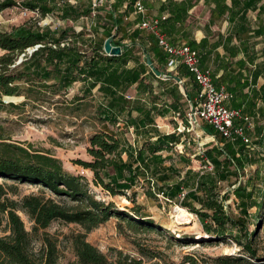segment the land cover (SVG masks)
<instances>
[{
	"label": "trees",
	"instance_id": "16d2710c",
	"mask_svg": "<svg viewBox=\"0 0 264 264\" xmlns=\"http://www.w3.org/2000/svg\"><path fill=\"white\" fill-rule=\"evenodd\" d=\"M124 1L116 0V3L122 4ZM135 1L130 0L129 8L132 9ZM262 1L232 0L231 7L225 5L226 0L217 2L220 13H229L233 35L243 41L247 60L238 63L242 67L248 63L250 81L240 87L242 91L246 87L255 88L259 78H264V61L255 64L258 56L251 50V40L264 36V4L260 5ZM143 3L145 4V0ZM16 7L35 12L42 18L57 13L63 21L72 22H77L83 17L89 18L93 13L92 7L75 6L64 0L62 3L56 0H0V15ZM192 7L193 0H185L182 3L167 0L161 10H168L170 16L160 23L162 34L170 35L176 23L186 20L184 14L186 15ZM257 10L258 27L254 29L248 14ZM115 12L117 7L113 6V11L105 18L107 23L102 26L103 38L100 42L87 39L84 34L77 33L72 28H41L39 21L26 23L14 28L12 32L0 31V49L5 51V54L0 56V113L16 107L15 104H7L5 99L22 96L21 84H26V81L39 80L40 87L55 86L57 90L69 89L75 83L82 82L85 96L77 98L78 101L92 95L95 89L103 95L105 103L98 109L99 119L103 123L118 125L124 118L125 125L134 127L138 135L147 130L146 127L154 123L152 109L148 110L139 103L133 104L134 102L127 98L129 89L134 85L143 92L148 90L149 94H153V87L146 83L147 66L134 56L135 41H140L147 53H155L162 63H166L168 56L159 47L156 37L140 28L130 36L133 42L131 47L114 41V45L124 49L121 56L106 55V39L113 35L114 28L122 31L121 20L114 17ZM139 21L141 22L140 18ZM169 42L173 44L172 41ZM145 43H149V50ZM189 46L197 50L194 43H189ZM89 49L92 50L90 56L87 55ZM29 50L35 51L29 55ZM231 55L236 57L238 52H232ZM19 57L23 59L20 64ZM131 61H134L136 66L128 68ZM254 65L255 69L252 70L250 66ZM157 69L166 74L163 68L158 66ZM150 75L155 77L152 72ZM179 76L191 77L188 70L183 68L179 70ZM51 82L54 84L49 85ZM193 82L192 90L187 89L188 98L192 103L199 94V88L195 81ZM229 91L234 92L230 89ZM254 91L255 96L264 102V85ZM171 93L176 100L183 97L179 86L171 90ZM235 108L239 109L240 106ZM133 111L139 115L133 117ZM261 114L264 117V108L261 109ZM185 116L184 114L183 117ZM185 127H189L186 118ZM204 130L219 141L218 145L208 148L203 154L205 162L213 165L214 172L211 173L202 174L189 169L182 179L181 170L175 164L166 165V162L173 158L163 153L170 154L173 147L181 143L183 134L177 133L158 135L156 140H149L141 149L135 150L132 146L126 148L116 134L98 132L89 141L88 153L93 160L81 161L79 165L92 171L95 186L102 187L113 197L126 196L142 179L149 181L153 187L148 192L150 198L162 196L166 202L179 204L181 208L198 217L203 232L211 241L232 239L252 260L260 261L253 247L252 237L255 233L248 232L243 220H234L227 214L224 201L220 200L218 192L219 183L234 175L232 168L239 172L244 170L247 164L257 163L247 150L250 144H245L242 140L234 143L227 141L209 125H206ZM255 143L264 147V128H258V140ZM125 154L127 160L123 158ZM178 158L182 164H191V160L184 154ZM0 178L43 187L39 195L25 196L19 203L12 202L8 207L1 204L3 192H0V213L7 214L11 231L9 236L0 238V264H59L57 240L46 232L57 221L77 224L84 230L71 236L72 248L77 258L72 264H141L128 257L121 259L123 253L115 250L119 259L111 262L107 255L87 241L92 231L112 218L126 222L132 230L162 231L161 226L144 212L145 208L136 204L133 198L136 192H133V197L130 198L135 204L132 208L120 209L113 202L97 200L91 193L85 177L67 172L62 160L43 151L0 143ZM45 191H50L61 201L47 197ZM183 194L185 196L181 199ZM235 194L244 215H247L248 209L264 208L263 190L257 192L254 189L248 191L247 188H238ZM19 211L26 214L33 223L31 232L27 231ZM259 220V216H256L255 221ZM193 239L194 237L184 235L178 241L182 244H192L195 241ZM36 242L41 243L39 250L34 248ZM219 261L221 264H256L243 257H223ZM191 263L193 264L194 260L191 259Z\"/></svg>",
	"mask_w": 264,
	"mask_h": 264
},
{
	"label": "rangeland",
	"instance_id": "374dc122",
	"mask_svg": "<svg viewBox=\"0 0 264 264\" xmlns=\"http://www.w3.org/2000/svg\"><path fill=\"white\" fill-rule=\"evenodd\" d=\"M56 1L62 3V0ZM80 5L88 8L93 5V2L92 0H84L80 2ZM97 12L99 11L97 10ZM36 21H39L41 28H51L52 30L72 28L77 33L84 34L85 38L95 39L98 42L103 38L102 26L107 23L103 14L99 15V13L91 15L88 19L80 18L77 22H72L63 21L57 13L42 18L35 12L16 7L8 9L0 15V31L12 32L14 28ZM257 42L256 49L260 52L258 53L260 55L259 62H263L261 60H264L262 53L264 36L259 38ZM27 53L31 55L33 50H29ZM4 54L5 51L0 49V56ZM91 54L92 50L89 49L87 55L90 56ZM22 61V57H19L18 64ZM53 84V82L49 83V85ZM21 86L22 96L14 97L15 99H5L7 104H15L16 107H11L7 112L0 113V143L13 144L53 155L62 160L67 172L87 179L90 191L97 200L113 202L120 209L135 206L130 198L133 197V192H136L135 197H133L136 204L143 206L144 212L161 226V232L136 231L130 229L126 222L112 218L109 222L92 231L88 235L87 241L107 255L111 262H116L119 259L115 251H120L123 253L121 259L128 257L130 260L141 264H192L191 259L194 260L195 264H221L219 260L223 257H243L256 264H264V211L254 207L248 209L247 215H244L240 201L235 194L238 188H247L248 191L252 189L257 192L264 191V147L255 143L258 140V128H264V117L261 114V109L260 111L250 109L245 112L253 117L255 122L254 130L249 132L251 144L247 150L257 163L254 165L247 164L244 170L239 172L232 168L234 175L227 181L219 183L218 186L220 200L224 201L227 214L234 220H243L248 232L255 233L252 240L254 242L253 247L257 251V258L260 260L257 261L252 260L242 247L238 246L232 239L211 241L210 237L203 232L198 217L186 210L192 214V218L188 220L179 204L166 202L162 196L150 198L148 192L152 186L147 180L142 179L133 191L126 193V196L113 197L102 187L95 186L93 172L79 165L81 161L91 162L93 160L88 149L90 138L95 133L104 131L116 134L118 128L121 127L123 128L121 133L128 146H132L130 143H134L138 148L139 145L144 144L143 136L140 142L138 139L134 141L131 131L125 125L124 118L118 125L103 123L99 119L98 109H101L102 103L105 101L98 89H95L92 95H88L83 101H78L77 98L85 96L84 83L82 82L75 83L69 89L60 90H57L58 88L55 86L42 88L39 80L26 81V84L22 83ZM256 98L254 97V100ZM258 100L261 99L258 98ZM262 104L264 105V102H260L261 107ZM184 110L185 115H187L190 106L186 105ZM183 116L181 114L177 117L178 122L169 118L166 123L171 126H164L160 130L165 134H171L174 130L178 134H183L181 144L174 146L170 154L163 153L165 156L170 155L173 158L168 160L166 165L175 164L181 170L180 178L182 179L189 169L202 174L214 172V170H210V166L203 159V154L208 148L218 145V139L207 136L200 127L192 128L190 126L189 129L186 128L182 120L184 119ZM200 126L204 128L205 124L201 123ZM135 136L139 137L136 133ZM182 154L191 160L190 165L179 162L178 156ZM123 158L127 159L128 157L124 155ZM158 185L160 186L161 183ZM41 190H43L41 186L0 178V192H3L1 204L7 207L12 202L19 203L25 196L39 195ZM45 192L47 197H52L58 202L61 201L50 191ZM258 201L261 202L260 198ZM195 205L199 208L197 204ZM18 214L24 221L27 231L31 232L33 223L29 217L21 211ZM256 216H259L260 222L255 221ZM46 232L57 240L59 264L76 262L77 258L72 248L71 236L84 232L83 228L77 224L57 221ZM10 234L7 214L0 213V238ZM184 235L194 237L193 240L195 241L192 244H182L178 240H181ZM40 246L41 243L36 242L35 250H39ZM228 264L236 263L229 262Z\"/></svg>",
	"mask_w": 264,
	"mask_h": 264
},
{
	"label": "crops",
	"instance_id": "0c3cea01",
	"mask_svg": "<svg viewBox=\"0 0 264 264\" xmlns=\"http://www.w3.org/2000/svg\"><path fill=\"white\" fill-rule=\"evenodd\" d=\"M84 0H74L70 1L69 3L75 6H79L80 2ZM99 0H92L93 5L89 6L93 8L92 15H96L97 13L103 14L104 18H107L109 12L113 11V6L117 7V12L114 13L115 18H119L121 20L122 31L119 32L117 28H114L113 35L114 39L112 42L113 47H121L122 54L124 49L122 46L114 45V41H120L122 44L131 47L133 45L130 36L136 29H139L138 25L141 23L143 17L142 15L138 14L135 10L133 5L132 9L129 8L130 0H125L122 4H117L116 0H107L102 2L99 7L96 9L94 8V4L98 3ZM144 1V0H143ZM177 3H182L185 0H174ZM218 1L223 0H193V7L188 11L186 16V20L182 21L183 23H176L174 26V30L171 32L170 35H167L166 38L168 41H172L173 44L181 45L189 43H194L196 45L197 51L200 53L201 56V66L204 69H210L212 71V76L215 85L218 88H225L234 94V99L228 105L231 108H235L236 106H240L239 109H242L245 113L246 110H259L264 108V105L261 107L260 102L261 100H254V89H259L261 86L264 85V78H259L257 86L254 87H246L243 91L241 90V86L244 84L249 83V76L250 71H248L246 63L245 67L239 65L238 62L246 61L247 58L244 54V46L242 44V40L239 41L234 35L232 31V24L229 22L228 16L229 13H220L219 7L217 6ZM167 2V0H145V8L147 10V19L149 20H165L169 18L170 14L168 10L162 11L163 5ZM264 4V0L260 5ZM225 5L231 7L232 0H226ZM81 6V5H80ZM87 8V7H84ZM97 10L99 12H97ZM95 12V13H94ZM264 16V15H263ZM262 16V18H263ZM248 17L252 21L253 28L258 27V10L254 12H249ZM86 18V17H83ZM88 19V18H86ZM184 20V19H183ZM140 22V23H139ZM143 30V29H142ZM146 31V30H145ZM103 32V31H102ZM148 32V31H146ZM149 33V32H148ZM121 37L119 38V36ZM103 36V35H102ZM111 36V37H112ZM110 38V37H109ZM262 38V37H259ZM259 38H254L251 40L252 43V51L257 53L258 59L256 60L255 64H261L260 55L258 50L256 49ZM108 39V38H107ZM106 39V40H107ZM157 39V38H156ZM229 39H231L229 41ZM105 44V43H104ZM147 50L150 49L149 43H145ZM135 48H134V56L139 58L142 63H145L147 66V72L145 74L146 83L150 84L153 87V94H149V91L143 92L140 90L137 85H134L132 88L129 89L127 93V98L132 100L135 103H139L140 105L144 106L146 109H152V118L154 123L146 127L147 130L141 131L140 135L136 133L134 127L127 126V128L131 131L132 137L134 141L140 142L143 138L144 143L149 140H156L158 135H170L165 134L164 132L160 131L162 127L166 126L169 127L168 121L169 118L177 121V117L181 114H185V106L188 107L195 105V101L192 103L188 98L187 89L192 90L194 84L193 77H183L179 76V70L183 68L187 71V68L183 65H179L176 70H170L166 63H162L160 58L155 53H147L144 46L141 45L140 41H135ZM159 45V44H158ZM264 49V48H263ZM262 49V53H263ZM163 51V50H162ZM232 52H238L236 57H232ZM147 57L150 58L152 64L157 69V67H161L165 70L164 73H161V77L157 76L153 73L151 68L147 65L146 59ZM264 61V60H261ZM136 66L134 61H131L128 64V68H133ZM252 70L255 69L254 66H250ZM158 70V69H157ZM153 73L155 77H152L150 73ZM170 74V75H168ZM172 77L171 79H167L165 77ZM175 78H180L181 82L175 80ZM262 81V82H261ZM179 86V90L183 95L182 98L176 100L171 90L175 87ZM180 103V105H179ZM236 109V108H235ZM247 114V113H245ZM133 117H137L139 114L136 111L132 112ZM248 115V114H247ZM250 116V115H249ZM185 123V118L182 119ZM205 124V123H203ZM207 124H205L206 126ZM207 136H211L206 133L203 127L199 126ZM123 128H118V132L116 135L122 140V143L126 148L128 144L125 142L123 138V134L121 133ZM179 130V129H178ZM135 133L139 136L138 138L135 136ZM177 133L175 130L171 134ZM178 134V133H177ZM213 137V136H211ZM215 138V137H214ZM182 143V139H181ZM180 143V144H181ZM135 150L141 149L143 145H139L136 148L135 144H131ZM179 145V144H178ZM126 155V154H125ZM124 160H127L124 158Z\"/></svg>",
	"mask_w": 264,
	"mask_h": 264
},
{
	"label": "built area",
	"instance_id": "2783aa9c",
	"mask_svg": "<svg viewBox=\"0 0 264 264\" xmlns=\"http://www.w3.org/2000/svg\"><path fill=\"white\" fill-rule=\"evenodd\" d=\"M105 1L107 0H99L94 4V8L99 7ZM134 7L136 12L143 17L138 27L157 38L159 47L168 56V68L176 70L179 65L185 66L199 88L195 105L190 107L186 115L188 129L190 126L195 128L199 127L201 123H205L212 126L227 141L234 143L242 140L245 144H251L248 132L255 128L254 118L245 114L242 109L231 108L228 105L233 101L234 94L215 85L212 71L201 66L200 53L186 44H171L160 30V20L147 19V10L143 0H136ZM208 165L210 170H213V165L210 162ZM184 196L183 194L181 199Z\"/></svg>",
	"mask_w": 264,
	"mask_h": 264
},
{
	"label": "water",
	"instance_id": "95a60500",
	"mask_svg": "<svg viewBox=\"0 0 264 264\" xmlns=\"http://www.w3.org/2000/svg\"><path fill=\"white\" fill-rule=\"evenodd\" d=\"M114 36L108 38L105 41L104 44V52L106 53V55L110 56V57H118L122 55V48L121 47H113L112 42H113ZM35 51V50H33ZM20 63V62H19ZM146 63L147 65L151 68V70L153 71L154 74H156L157 76L161 77V73L154 67V65L152 64L151 60L149 57H147L146 59ZM167 79H171L172 77H165ZM175 80H177L178 82H181L180 78H175Z\"/></svg>",
	"mask_w": 264,
	"mask_h": 264
},
{
	"label": "bare ground",
	"instance_id": "6f19581e",
	"mask_svg": "<svg viewBox=\"0 0 264 264\" xmlns=\"http://www.w3.org/2000/svg\"><path fill=\"white\" fill-rule=\"evenodd\" d=\"M181 210V209H180ZM183 213L186 215V218L189 220L192 218V214L188 213L185 209H183Z\"/></svg>",
	"mask_w": 264,
	"mask_h": 264
}]
</instances>
